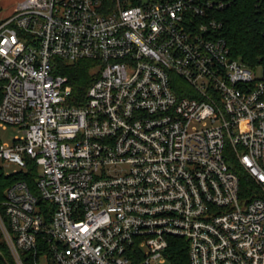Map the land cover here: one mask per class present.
Instances as JSON below:
<instances>
[{"label":"built area","instance_id":"1","mask_svg":"<svg viewBox=\"0 0 264 264\" xmlns=\"http://www.w3.org/2000/svg\"><path fill=\"white\" fill-rule=\"evenodd\" d=\"M226 4L24 0L1 20L0 127L22 135L0 164L39 171L0 205L15 264H174L175 239L188 264H264V73L209 19ZM87 60L79 101L58 70Z\"/></svg>","mask_w":264,"mask_h":264},{"label":"trees","instance_id":"2","mask_svg":"<svg viewBox=\"0 0 264 264\" xmlns=\"http://www.w3.org/2000/svg\"><path fill=\"white\" fill-rule=\"evenodd\" d=\"M136 1L131 0L133 4ZM216 1H223L227 4L221 9L209 11V19H214L221 24L219 37L227 42L231 57L249 68H262L264 73V0ZM1 12L2 7L0 6ZM96 66V63L88 60L75 64L62 62L59 66L58 73L68 77L69 85L79 101H83L88 88L97 77L93 74ZM1 96L0 91V100ZM236 168L241 174L243 185L253 189L254 186L249 176L238 166ZM38 176L37 165L30 161L26 170L11 175H8L4 166L0 164V205L6 200L7 190L18 182H25L31 191L36 193ZM170 252L172 253L169 259L174 264H188L187 246L184 240L175 239ZM0 264H15L1 229Z\"/></svg>","mask_w":264,"mask_h":264},{"label":"rangeland","instance_id":"3","mask_svg":"<svg viewBox=\"0 0 264 264\" xmlns=\"http://www.w3.org/2000/svg\"><path fill=\"white\" fill-rule=\"evenodd\" d=\"M21 2V0H0V3L3 5V12L0 13V24H1V20L10 16L7 14L8 12H10L12 9L16 8V6ZM6 16V17H5ZM101 68L100 67H96V69L94 70V75L98 76V74L100 73ZM257 76L258 77H262L263 76V70L262 68H258L257 69ZM21 131L18 128L15 127H8L6 129L0 127V141L3 144H9L12 145L15 138L17 136H20ZM18 167L16 165H11L10 167L6 168V172L8 175L11 174H15L18 171ZM161 264V263H158ZM165 264H169V263H165Z\"/></svg>","mask_w":264,"mask_h":264},{"label":"crops","instance_id":"4","mask_svg":"<svg viewBox=\"0 0 264 264\" xmlns=\"http://www.w3.org/2000/svg\"><path fill=\"white\" fill-rule=\"evenodd\" d=\"M22 1H24V0H21V2ZM0 6L2 7V12H3V5L0 3ZM14 10H15V8L14 9H12L10 12H8L7 14H5V15H7L8 16V14L10 15V14H12L13 12H14ZM6 17V16H5Z\"/></svg>","mask_w":264,"mask_h":264}]
</instances>
